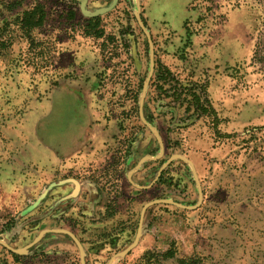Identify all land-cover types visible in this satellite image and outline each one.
Returning a JSON list of instances; mask_svg holds the SVG:
<instances>
[{
  "label": "rangeland",
  "instance_id": "obj_1",
  "mask_svg": "<svg viewBox=\"0 0 264 264\" xmlns=\"http://www.w3.org/2000/svg\"><path fill=\"white\" fill-rule=\"evenodd\" d=\"M113 2L102 15L82 10L83 3L95 11ZM140 3L155 49L143 112L163 141L156 160L160 143L140 118L150 47L135 0H0V41H9L0 56V239L8 234L11 246L23 248L45 228H63L81 240L86 264H177L162 256L170 248L202 264H264V0ZM38 4L46 20L28 35L21 17ZM181 85L209 100L207 113L196 110L192 92H181ZM96 122L106 130L89 129ZM175 153L194 164L202 204L149 207L138 245L122 256L135 240L144 204L198 202L191 168L181 160L152 186H135L153 182ZM75 160L108 166L114 187L103 189V197L96 185V194L56 211L50 190L23 214L51 183L74 177L68 170ZM79 182L93 188L90 180ZM57 213L65 217L55 219ZM0 264L81 259L70 236L48 233L26 254L13 256L0 245Z\"/></svg>",
  "mask_w": 264,
  "mask_h": 264
},
{
  "label": "water",
  "instance_id": "obj_2",
  "mask_svg": "<svg viewBox=\"0 0 264 264\" xmlns=\"http://www.w3.org/2000/svg\"><path fill=\"white\" fill-rule=\"evenodd\" d=\"M136 2V9L134 11L135 16L137 18V21L140 25V27L142 28V30L144 31L147 39H148V43H149V47H150V70H149V74L148 77L144 83L143 86V93L139 102V108H140V118L143 121V123L148 126V128L156 135L158 142L160 143L161 146V151L159 152V154L155 157H152V159L156 160L160 157L163 156L164 154V145H163V141L162 138L159 134V130L157 128V126L149 123L145 116H144V112H143V107H144V100H145V95H146V91L148 89V82L151 80L153 72H154V67H155V49H154V43H153V39L151 36L150 31L147 29L142 17H141V3L140 0H135ZM115 2H113L112 5L108 6V7H104V8H99L95 11H90L88 9L85 8V3H83L82 5V10L84 12V14L88 17H94V16H98V15H102L108 11H110L113 6H114ZM133 52L136 53V47L133 48ZM138 61V59H137ZM176 160H181L184 161L185 163H187L190 168L191 171L193 173L194 179L196 181V186L198 189V193H199V197H198V202L195 205H186L183 204L181 202H177L175 200H173L172 198H159V199H155L152 201L147 202L146 204H144V206L142 207L141 210V214H140V222H139V226H138V231L135 237V240L132 244H130L125 250H123L120 254L122 256H126L128 255L139 243L141 236L143 234V226H144V218H145V213L147 211V209L153 205H157V204H171V205H175L177 207L183 208V209H197L203 202L204 199V191L202 188V185L200 183V180L198 178L196 169L194 164L190 161V159H188L186 156L182 155V154H172L163 164L162 166L159 168L155 179L153 180V182H151L149 185L147 186H142V185H135L140 189H145L148 188L150 186H152L160 177V175L162 174L163 170L166 169L170 164H172L174 161ZM146 161V158H142L138 165H137V169H139L144 162ZM132 173V171H131ZM129 179L130 178V174H129ZM67 182V180H64V183ZM57 183V182H56ZM56 183H51L48 187H46V189H44V191L37 197L36 201L33 202L24 212L28 213L30 211H32L33 209H35L36 207H38L43 200L46 198V196L48 195V193L50 192V190H52ZM53 208V206H52ZM48 212L39 215V217H37V219H41L43 216L47 215ZM48 233H61V234H66L68 236H70L75 244L77 245L79 252H80V259H81V264H86V251L85 248L81 242V240L76 236V234L68 229H63V228H45L43 229L39 235L35 238V240L33 242H31L30 244H28L27 246L23 247V248H14L13 246L10 245V236L7 234L5 235L2 239H0V245H2L3 247H5L6 249H8L11 252H14L16 254H26L29 251V248H31L33 245H35L36 243H38L46 234ZM109 264H112V260L109 262Z\"/></svg>",
  "mask_w": 264,
  "mask_h": 264
},
{
  "label": "flooded vegetation",
  "instance_id": "obj_3",
  "mask_svg": "<svg viewBox=\"0 0 264 264\" xmlns=\"http://www.w3.org/2000/svg\"><path fill=\"white\" fill-rule=\"evenodd\" d=\"M87 1H88V3L91 2V0H87ZM100 124L101 123H99V122H96L95 124L90 123L89 129H91V130L94 129L97 131H98V129H100V130L105 131L106 128H104V127L99 128V126H97ZM97 134H99V133H97ZM97 136L99 137V135H97ZM92 139H90L88 141V145L90 143H92ZM74 152L75 151H73V153ZM58 155H60V154H58ZM58 155H57V158H58ZM124 155H125V157L129 158L132 155V150L131 149L126 150ZM125 157L123 158V160H125ZM75 161L76 162H74V164L71 165L69 170H68L71 173V175H69V177L70 176H74V177L67 180V182H65V183H64V181L61 180V178H59V180L57 181V183L53 189L54 191H56V193L54 191H53V193L57 194V196L55 197L54 203H53V207H55L54 208L55 211L58 210L59 208H61L62 204L66 203V205H67L68 204L67 202L72 201L73 199H76L79 196L82 199H87L93 193L96 194L97 193L96 185L99 186L103 197L105 194L103 189H106V190L110 189L109 188L110 184L112 187H114V182H111V181L108 182V179H107V170H105V167H108V166H105V167L102 166L101 168H98L97 166H93V164H88V165L83 166L82 164H79L77 162V160H75ZM61 168L62 167L60 165V168H58V174L57 175H60ZM116 177H118V176H116ZM79 180L80 181L84 180L85 182L90 180V184L93 188L92 189L87 188L86 183L85 184L80 183ZM100 180H101V182L99 183ZM129 182H130V185L133 184L132 181H130V179H129ZM116 186L118 187L119 185L116 184ZM114 193H118V191L115 190L114 192H112V194H114ZM132 199H135V196H132ZM102 201H104V199ZM62 217H65V216L61 215V213H57L54 218L59 220V219H62Z\"/></svg>",
  "mask_w": 264,
  "mask_h": 264
},
{
  "label": "trees",
  "instance_id": "obj_4",
  "mask_svg": "<svg viewBox=\"0 0 264 264\" xmlns=\"http://www.w3.org/2000/svg\"><path fill=\"white\" fill-rule=\"evenodd\" d=\"M41 6L42 5L38 4L34 8H32L31 10L24 12L23 16L21 17L22 20L20 23L21 27H22V31L24 33L29 35V33L32 29L40 27L44 24L47 14H46V11L44 10V8ZM88 21L91 23V22H95L98 20L96 18H94V19H89ZM8 46H9V41H7L5 39L0 41V56H4L5 52L8 50ZM183 90H186L187 92H192L191 95L194 96V101L196 103H198V105H196V110H200V114H205L208 112L209 107L206 105L205 102H209V100L207 98H205V96H203V94H198L199 90L197 88L185 87V85H181V92ZM179 94L180 93H178V92L176 93V95H179ZM201 101H202V104H200ZM200 107H202V108L200 109ZM3 120L4 119H1V122ZM1 122H0V124H2ZM162 178H163V175H162L161 179ZM10 253L13 256H18V254L14 253V252L10 251ZM162 256L165 259H174L177 264H202V258H199L195 255L178 257V252L174 248L168 249L167 251H165L162 254Z\"/></svg>",
  "mask_w": 264,
  "mask_h": 264
},
{
  "label": "crops",
  "instance_id": "obj_5",
  "mask_svg": "<svg viewBox=\"0 0 264 264\" xmlns=\"http://www.w3.org/2000/svg\"><path fill=\"white\" fill-rule=\"evenodd\" d=\"M98 135H99V134H98ZM78 157H79L80 159H82L81 156H78ZM52 190H53V189H52Z\"/></svg>",
  "mask_w": 264,
  "mask_h": 264
}]
</instances>
